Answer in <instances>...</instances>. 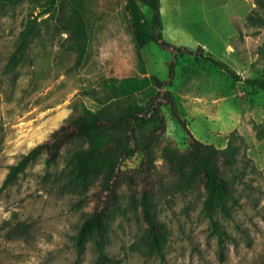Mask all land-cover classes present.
<instances>
[{
    "label": "rangeland",
    "instance_id": "obj_1",
    "mask_svg": "<svg viewBox=\"0 0 264 264\" xmlns=\"http://www.w3.org/2000/svg\"><path fill=\"white\" fill-rule=\"evenodd\" d=\"M35 0L0 10V264H264V93L230 79L209 62L177 57L170 90L184 122L166 113L164 144L184 148V127L198 142L229 150L218 172L233 185L229 218L216 219L230 236L222 259L202 213L201 186L181 191L157 157L151 190L167 241L164 260L136 251L144 230L138 205L142 181L135 159L126 163L131 184H122L106 218L105 263L92 242L76 256L73 237L94 205L90 189L70 180L63 152L46 175L43 156L1 189L8 167L43 141L75 106L97 108L91 90L105 78L155 77L165 81L170 50L157 44L137 49L124 10L127 0H82L87 18V54L81 64L68 49L57 18L40 23L21 63L7 66L25 20L44 11ZM254 0H160L162 39L175 48L201 46L241 79L264 76V26L245 21ZM148 22V10L140 7ZM49 14H42L47 19ZM186 135V136H185ZM71 148V147H70ZM25 225L27 232L11 229Z\"/></svg>",
    "mask_w": 264,
    "mask_h": 264
},
{
    "label": "trees",
    "instance_id": "obj_2",
    "mask_svg": "<svg viewBox=\"0 0 264 264\" xmlns=\"http://www.w3.org/2000/svg\"><path fill=\"white\" fill-rule=\"evenodd\" d=\"M24 0H0V10L14 8ZM35 6L44 11L29 14L18 34L14 49L8 57L7 66H18L25 57L33 38L39 34L40 23L58 16L57 31L66 35L68 49L76 55V64H81L87 54L88 27L82 0H35ZM255 9L245 17L246 23L264 26V0H254ZM140 7L148 10V22L142 18ZM124 10L132 30V42L137 49L154 43L170 50L173 60L168 63V77L159 81L155 77L105 78L100 82V91L91 90L97 104L94 110L84 104L75 106V113L66 118L43 141L33 146L20 159L8 167L1 189L12 185L25 169L43 156L48 174L57 166L63 152L70 180L94 188V205L83 215L73 246L77 257L82 255L88 242L94 246L97 260L107 261L104 253V231L109 209L115 205L122 184H131L127 176L126 163L135 159L137 173L142 181L138 205L143 232L132 244L136 251L164 260L167 233L157 219L151 190L155 160L160 157L167 166L169 176L181 191L201 186L202 213L209 221L212 234L218 246V257L222 259L223 244L230 236L216 219L217 215L229 218L236 203L233 185L218 172V165L229 161L232 154L227 148L217 149L195 140L184 127L186 145L184 148L162 142L166 132L167 117L183 121L178 115L177 105L170 87L174 76L177 57H194L209 62L230 79L243 83L252 90L264 93V76L241 79L229 66L206 53L201 46L194 50L175 48L162 39L160 0H127ZM49 14L47 19H38ZM166 113H168L166 115ZM71 147V148H70ZM90 185V187L88 186ZM13 235L27 232L25 225L11 229Z\"/></svg>",
    "mask_w": 264,
    "mask_h": 264
}]
</instances>
